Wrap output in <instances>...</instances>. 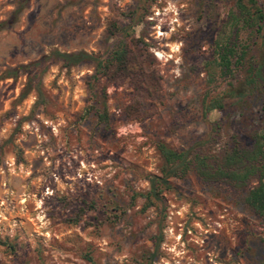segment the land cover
<instances>
[{"label":"rangeland","instance_id":"374dc122","mask_svg":"<svg viewBox=\"0 0 264 264\" xmlns=\"http://www.w3.org/2000/svg\"><path fill=\"white\" fill-rule=\"evenodd\" d=\"M19 4L0 0V264H264V222L245 202L255 180L165 176L157 150L216 163L234 143L256 147L264 25L231 26L234 0H28L14 14ZM218 38L244 49L230 75ZM117 45L153 76L151 95L53 56Z\"/></svg>","mask_w":264,"mask_h":264},{"label":"trees","instance_id":"16d2710c","mask_svg":"<svg viewBox=\"0 0 264 264\" xmlns=\"http://www.w3.org/2000/svg\"><path fill=\"white\" fill-rule=\"evenodd\" d=\"M27 2L28 0H20L19 7L14 11V14L23 9ZM234 8L236 13L231 16V26L249 29L253 34H258L263 30L264 14L255 0H234ZM106 31L113 35L117 28L114 23H108ZM53 56L61 62L65 69L90 61L92 63L91 79L93 81L102 77L111 83L127 81L138 94L146 96L151 95V91L156 88L153 76L144 71L138 54L125 45L115 46L105 58L93 57L84 52H54ZM215 56L220 73L230 75L233 67L241 62L245 53L240 45L237 46L230 41L218 38ZM26 68L28 67H20L22 70H26ZM13 71L16 72L17 69H13ZM259 76V69H254L250 81L254 82ZM212 102L213 105L209 109L219 107L218 101ZM136 110L135 106H128L125 112L131 118V114ZM96 116L101 122H106L104 109L101 112H96ZM255 146L254 149L248 150L234 143L230 152L216 163L210 162L208 158L197 156L191 160H186L182 153H176L161 144L157 145V150L165 163V172L163 173L165 176L180 177L185 175L190 168H193L201 178L208 180H226L230 183L238 182L239 184L250 179L255 180L256 184L249 189L245 202L264 222V129L257 137ZM150 184L153 187L152 194L157 195L159 190L156 191L157 187L154 188V181H150ZM78 212L80 215L83 209H78Z\"/></svg>","mask_w":264,"mask_h":264}]
</instances>
